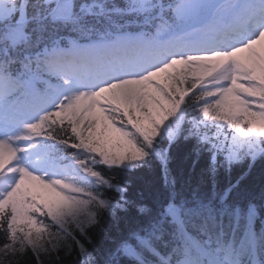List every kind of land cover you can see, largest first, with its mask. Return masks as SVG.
Wrapping results in <instances>:
<instances>
[{"label": "snow or ice", "instance_id": "snow-or-ice-1", "mask_svg": "<svg viewBox=\"0 0 264 264\" xmlns=\"http://www.w3.org/2000/svg\"><path fill=\"white\" fill-rule=\"evenodd\" d=\"M0 264H264V0H0Z\"/></svg>", "mask_w": 264, "mask_h": 264}, {"label": "trees", "instance_id": "trees-1", "mask_svg": "<svg viewBox=\"0 0 264 264\" xmlns=\"http://www.w3.org/2000/svg\"><path fill=\"white\" fill-rule=\"evenodd\" d=\"M190 150V146H184L181 145L180 147L174 149V159L172 161L171 167L174 170H179V169H184L185 171H187L189 169V166L192 163V158H187L188 157V153ZM201 164H203V161H201ZM260 164H257L256 169L254 170L253 175L254 176H258L260 173Z\"/></svg>", "mask_w": 264, "mask_h": 264}]
</instances>
